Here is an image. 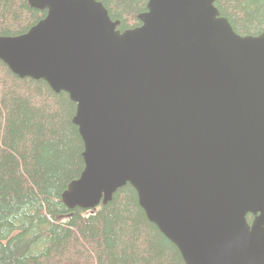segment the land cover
Masks as SVG:
<instances>
[{"label": "water", "instance_id": "water-1", "mask_svg": "<svg viewBox=\"0 0 264 264\" xmlns=\"http://www.w3.org/2000/svg\"><path fill=\"white\" fill-rule=\"evenodd\" d=\"M215 1L148 0L121 30L99 0H29L47 14L0 36V59L77 104L66 206L130 184L186 264H264V32L240 35Z\"/></svg>", "mask_w": 264, "mask_h": 264}, {"label": "trees", "instance_id": "trees-1", "mask_svg": "<svg viewBox=\"0 0 264 264\" xmlns=\"http://www.w3.org/2000/svg\"><path fill=\"white\" fill-rule=\"evenodd\" d=\"M99 1L121 30L141 25L148 3ZM215 5L240 35L264 32V0ZM46 14L29 0H0V36L25 34ZM76 108L68 93L0 59V264H186L130 184L96 208L66 206L62 195L85 167Z\"/></svg>", "mask_w": 264, "mask_h": 264}, {"label": "bare ground", "instance_id": "bare-ground-1", "mask_svg": "<svg viewBox=\"0 0 264 264\" xmlns=\"http://www.w3.org/2000/svg\"><path fill=\"white\" fill-rule=\"evenodd\" d=\"M30 3V2H29ZM31 5V4H30Z\"/></svg>", "mask_w": 264, "mask_h": 264}]
</instances>
